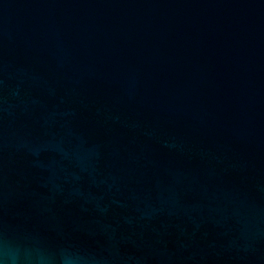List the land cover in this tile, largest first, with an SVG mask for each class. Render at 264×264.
I'll use <instances>...</instances> for the list:
<instances>
[{
  "label": "water",
  "instance_id": "water-1",
  "mask_svg": "<svg viewBox=\"0 0 264 264\" xmlns=\"http://www.w3.org/2000/svg\"><path fill=\"white\" fill-rule=\"evenodd\" d=\"M264 264V0H0V253Z\"/></svg>",
  "mask_w": 264,
  "mask_h": 264
},
{
  "label": "clouds",
  "instance_id": "clouds-1",
  "mask_svg": "<svg viewBox=\"0 0 264 264\" xmlns=\"http://www.w3.org/2000/svg\"><path fill=\"white\" fill-rule=\"evenodd\" d=\"M0 264H25V262L14 250H8L0 253ZM64 264H69L67 258H65Z\"/></svg>",
  "mask_w": 264,
  "mask_h": 264
}]
</instances>
